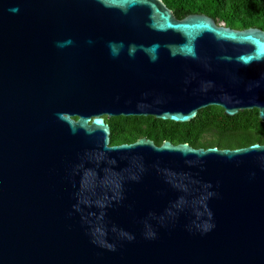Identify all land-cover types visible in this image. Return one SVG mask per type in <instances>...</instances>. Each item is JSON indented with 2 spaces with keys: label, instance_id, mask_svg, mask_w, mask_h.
<instances>
[{
  "label": "water",
  "instance_id": "water-1",
  "mask_svg": "<svg viewBox=\"0 0 264 264\" xmlns=\"http://www.w3.org/2000/svg\"><path fill=\"white\" fill-rule=\"evenodd\" d=\"M264 123V29L162 0H0V264H264V143L110 144L105 118Z\"/></svg>",
  "mask_w": 264,
  "mask_h": 264
},
{
  "label": "trees",
  "instance_id": "trees-1",
  "mask_svg": "<svg viewBox=\"0 0 264 264\" xmlns=\"http://www.w3.org/2000/svg\"><path fill=\"white\" fill-rule=\"evenodd\" d=\"M177 18L187 13L205 12L226 26L264 29V0H176L166 1ZM110 128V144L130 143L147 137L160 144L186 142L193 147L237 148L264 143V123L256 108L227 115L220 106L200 108L186 122L160 119L152 115L112 116L105 118Z\"/></svg>",
  "mask_w": 264,
  "mask_h": 264
},
{
  "label": "flooded vegetation",
  "instance_id": "flooded-vegetation-1",
  "mask_svg": "<svg viewBox=\"0 0 264 264\" xmlns=\"http://www.w3.org/2000/svg\"><path fill=\"white\" fill-rule=\"evenodd\" d=\"M165 4H166V1H176V0H162ZM167 5V4H166ZM170 8V7H169ZM171 9V8H170ZM172 11H173V9H172ZM195 13H203V14H206V15H208V16H210V17H212L210 14H208V13H205V12H195ZM187 14H190V13H187ZM187 14H185V15H187ZM184 15V16H185ZM213 18V17H212ZM214 20H215V22L217 23V24H222V22H220V21H217V19H215V18H213ZM225 25V24H224ZM252 27H256V26H252ZM257 28H259V27H257Z\"/></svg>",
  "mask_w": 264,
  "mask_h": 264
}]
</instances>
